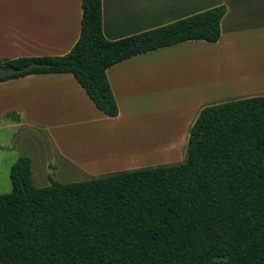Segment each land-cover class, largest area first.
Segmentation results:
<instances>
[{"label": "trees", "instance_id": "16d2710c", "mask_svg": "<svg viewBox=\"0 0 264 264\" xmlns=\"http://www.w3.org/2000/svg\"><path fill=\"white\" fill-rule=\"evenodd\" d=\"M225 11L107 39L102 0H82L69 52L1 59L0 69L14 71L0 81L69 72L116 116L108 67L184 40L217 41ZM31 162L16 158L12 189L0 194V264H264V94L201 108L182 162L46 186L33 183Z\"/></svg>", "mask_w": 264, "mask_h": 264}, {"label": "crops", "instance_id": "0c3cea01", "mask_svg": "<svg viewBox=\"0 0 264 264\" xmlns=\"http://www.w3.org/2000/svg\"><path fill=\"white\" fill-rule=\"evenodd\" d=\"M220 4L226 11L217 41L184 40L133 55L107 68L119 107L116 116L99 110L69 72L0 81V120H7L5 126L14 129L12 142L17 156L13 162L20 155L30 156L36 186L50 184L51 173H58L62 166L92 177L130 170L137 166L127 164L128 155L101 158L98 152L113 144L128 149V136L151 121L154 107L148 103H169L175 94L199 90L194 94L205 98L197 101L179 135L183 140L177 148L180 160L165 164L184 161L190 128L201 108L264 92L229 90L226 84H231L230 78L224 83H203L223 77L239 58L231 52L245 45L256 57L246 65L240 57L238 63L244 65V71L255 72L254 81L264 80L260 54L264 44V0H102V29L107 39L132 35ZM81 18L82 0H0V60L66 54L79 38ZM8 112H16L20 119L6 117ZM169 137L159 140L164 143ZM107 139L110 142H105ZM37 163L43 173L39 179L35 176Z\"/></svg>", "mask_w": 264, "mask_h": 264}, {"label": "rangeland", "instance_id": "374dc122", "mask_svg": "<svg viewBox=\"0 0 264 264\" xmlns=\"http://www.w3.org/2000/svg\"><path fill=\"white\" fill-rule=\"evenodd\" d=\"M262 31V30H261ZM264 37V31H263ZM261 57L264 60V44L261 43ZM242 50V51H241ZM249 45H245L240 50L234 49L231 53L234 56H239L243 58V62L246 63L252 61L253 54ZM241 53L239 54V52ZM251 51V52H250ZM254 51V50H253ZM250 54L252 56H250ZM259 54V55H260ZM249 59H246V57ZM249 56V57H248ZM256 57V55H254ZM258 56V55H257ZM252 57V58H251ZM237 59L236 63L233 66H230V70H228L222 74L223 77L215 79H209L207 82H203L204 84L221 83L226 80V78H230L231 84H226L229 87V90H233L234 92H239L241 90H245L246 92H254V90H263L264 89V80L261 79L254 81L256 79L255 72H246L244 71L242 66L243 64L238 63ZM241 59V58H240ZM236 67V68H235ZM260 72V71H259ZM263 74L264 72L261 71ZM227 74V75H226ZM239 76V77H238ZM254 78V79H253ZM261 78V77H259ZM258 78V79H259ZM197 85V84H196ZM231 92V91H230ZM195 94H199V90L194 91ZM194 93H180L173 95L170 102L165 103H148L153 108V114L151 121L146 127H138L134 129V131L128 136L129 137V148L123 149L121 146H116V144L111 145L107 150H100V154H106L105 158L116 156L117 154H123L129 156V162L127 163L129 166H137L132 169L147 167L150 165L156 164H165L171 161L180 160L178 149L183 143L182 139L179 138L181 132L184 131L185 123L192 116L191 110L195 106V104L200 103V100H204L203 95H195ZM201 94V92H200ZM262 93H249L248 96L260 95ZM246 97V96H245ZM241 98V97H238ZM236 99V98H233ZM231 100V99H229ZM227 101V100H226ZM223 102V101H221ZM203 104V103H202ZM163 110H162V109ZM170 110V116H168V111ZM164 116V118H162ZM185 118V119H184ZM164 119V120H163ZM195 119V117H194ZM193 119V121H194ZM7 120H0V194L10 192L12 189L11 180L9 176V170L11 163L17 156L16 149L13 146V135L14 129L10 127H6L5 124ZM192 121V122H193ZM168 130V131H167ZM175 130V131H174ZM171 132H175L174 135ZM178 132H180L178 134ZM170 135V139L167 141H163L161 138ZM81 143V141H79ZM105 142H110L108 139ZM170 148H175L176 150H171ZM125 150V151H124ZM125 155V156H126ZM186 160V159H185ZM184 160V161H185ZM182 162V161H179ZM178 163V162H175ZM173 164V163H172ZM141 166V167H139ZM77 168V167H76ZM78 169V168H77ZM35 176L36 179H39L43 176L40 166L38 163L35 167ZM45 176V175H44ZM51 178L54 180H64L65 182H73V181H81L88 180L94 178L90 175H85L80 170H71L68 166H62L58 173H51ZM57 178V179H56ZM61 182V181H60Z\"/></svg>", "mask_w": 264, "mask_h": 264}, {"label": "water", "instance_id": "95a60500", "mask_svg": "<svg viewBox=\"0 0 264 264\" xmlns=\"http://www.w3.org/2000/svg\"><path fill=\"white\" fill-rule=\"evenodd\" d=\"M13 71H14V69H12V68L0 69V77L7 76L10 73H12Z\"/></svg>", "mask_w": 264, "mask_h": 264}, {"label": "bare ground", "instance_id": "6f19581e", "mask_svg": "<svg viewBox=\"0 0 264 264\" xmlns=\"http://www.w3.org/2000/svg\"><path fill=\"white\" fill-rule=\"evenodd\" d=\"M255 54H253V57L255 58V56H254ZM258 55V54H257ZM250 56H252L251 54H250ZM259 56V55H258ZM246 57V56H245ZM249 57V56H248ZM243 59V58H242ZM246 59H249V58H247L246 57ZM249 63V62H248ZM247 64V63H246ZM244 66V65H243ZM236 68V67H235ZM229 70H230V68H229ZM227 75V74H226ZM229 80V79H228ZM228 80H227V82H228ZM230 81V80H229ZM99 153V152H98ZM99 155H100V157L102 158V157H105L106 156V154H100L99 153Z\"/></svg>", "mask_w": 264, "mask_h": 264}]
</instances>
